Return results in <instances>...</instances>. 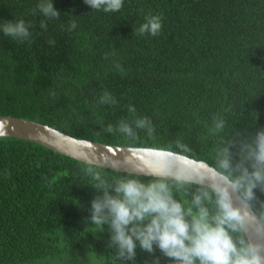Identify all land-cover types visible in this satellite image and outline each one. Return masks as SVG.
Returning a JSON list of instances; mask_svg holds the SVG:
<instances>
[{
	"label": "trees",
	"instance_id": "obj_1",
	"mask_svg": "<svg viewBox=\"0 0 264 264\" xmlns=\"http://www.w3.org/2000/svg\"><path fill=\"white\" fill-rule=\"evenodd\" d=\"M42 2L51 0H0V115L103 144L170 150L231 180L254 171L249 156L264 131V0H123L114 12L53 0L60 15L52 19L40 12ZM149 16L162 19L157 36L138 32ZM20 20L32 25L23 43L3 33L7 21ZM105 92L116 103H100ZM145 117L151 123L137 127ZM121 122L131 134L119 130ZM121 179L167 184L189 221L199 207L216 214L210 187L0 137V264H176L139 241L135 257L122 259L109 225L92 224V201L105 191L115 196ZM254 191L250 203L264 226V185ZM233 237L248 242L244 232Z\"/></svg>",
	"mask_w": 264,
	"mask_h": 264
},
{
	"label": "clouds",
	"instance_id": "obj_2",
	"mask_svg": "<svg viewBox=\"0 0 264 264\" xmlns=\"http://www.w3.org/2000/svg\"><path fill=\"white\" fill-rule=\"evenodd\" d=\"M85 2L92 9L103 8L105 12L119 11L123 7V0ZM38 7L48 19L59 18L60 12L54 7L53 0L42 2ZM31 27L23 20L7 21L3 25V33L23 43L29 40ZM40 27L46 29L47 22L41 20ZM75 28L73 22L70 30ZM161 29V17L149 16L138 32L141 35L150 33L157 36ZM100 103L114 104L116 101L105 92ZM129 111L134 112L135 108L130 106ZM150 123L146 117L136 121L140 128ZM217 127L222 128L223 122H218ZM111 130L112 126L109 125L107 131ZM119 130L128 134L132 132L131 127L123 122ZM152 131L150 128V134ZM0 135L3 133L0 132ZM254 143L255 148L249 156L254 161V171L245 169L239 179L222 180L213 185L216 214L211 218L207 208L199 207L195 215H192L191 210L187 213L192 215L191 221L186 219L182 204L172 197L168 185L163 182L145 184L136 179H121L115 185V196L105 191L103 198L92 201L91 222L94 225H109L112 241L122 259L135 257L136 241H139L140 248L148 252H152L153 246L157 245L176 264H196L197 261L199 264H264V245L234 239L233 233L247 232L256 218L249 211L247 203L234 206L227 190L228 187L233 190L243 189L244 200L250 202L255 198L254 190L264 185V131L256 134ZM221 166L227 169L230 164L225 160ZM95 178L99 179L98 173ZM176 179L190 180L193 177L177 176ZM94 187L106 188V185L96 184ZM195 203L201 204L200 197H196Z\"/></svg>",
	"mask_w": 264,
	"mask_h": 264
},
{
	"label": "water",
	"instance_id": "obj_3",
	"mask_svg": "<svg viewBox=\"0 0 264 264\" xmlns=\"http://www.w3.org/2000/svg\"><path fill=\"white\" fill-rule=\"evenodd\" d=\"M0 126H2L0 132L3 133L0 137L30 140L76 160L106 169L171 179H176L177 176L193 177L183 181L212 189L213 185L221 183L222 180H231L204 160L170 150L116 146L79 139L48 124L11 115H0ZM227 190L234 206L247 203L249 211L256 218L249 226V230L244 232L248 242L264 245V231L261 230L264 226L251 203L244 200L239 189L233 190L228 187Z\"/></svg>",
	"mask_w": 264,
	"mask_h": 264
}]
</instances>
